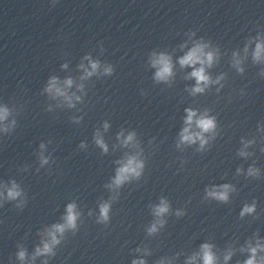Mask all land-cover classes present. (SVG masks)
Listing matches in <instances>:
<instances>
[{
  "label": "clouds",
  "instance_id": "1",
  "mask_svg": "<svg viewBox=\"0 0 264 264\" xmlns=\"http://www.w3.org/2000/svg\"><path fill=\"white\" fill-rule=\"evenodd\" d=\"M207 45L205 44H196L195 47H193L189 52L186 53L183 57L179 59V64L181 67L184 66H192L194 70L189 74V78H194L196 81V85L191 89V92L193 95L197 93H203L205 91V88L208 87L211 83H218L219 80L223 79V76L217 77L215 81L211 79L209 74L206 72L207 68L212 67L213 63L216 60V53L213 51H206ZM245 52H247V47L245 48ZM236 54L234 53V56ZM253 59L256 62H260L261 60H264V41L258 42L256 44L255 51L253 53ZM153 66L158 68V71L156 72V79L158 81L160 80H168L169 77L173 75V64L171 57L166 54H159V56H155L152 60ZM240 61L237 60L234 64L235 67L239 71H243L242 68H239ZM199 65V67H196V65ZM83 67V65H81ZM93 71L98 67V63H92L91 65ZM106 72H110V69H105ZM87 75H92V72H87ZM72 80L68 79L64 81L65 86H70L72 84ZM47 92L52 93L54 95L58 96H64L66 100H69L70 98L66 95V92L58 86V81L55 77H53L49 81V86L46 89ZM187 117L185 119L186 127L183 128L180 136H181V142L184 143H195L197 140L200 141L201 146H203L206 143V140L204 139V133L212 132L215 129V119L213 117L208 116L207 113H204L200 116H197V112L192 109H186ZM9 114V110L6 107H0V122H3ZM193 125L196 126V128L199 129V131H193ZM107 127V125H105ZM7 131V129H4ZM133 135H129L127 139L124 141L125 144H127L129 141H132ZM96 143L99 144L101 147H105L103 144L102 139L97 137ZM43 147V145H41ZM105 150L106 147H105ZM241 155H247L245 152H241ZM46 160H42V163H46ZM143 167L142 163L139 162L135 157H129L126 161V163L123 164L122 167H120L117 171V175L114 180V184L116 186L121 185L125 180L129 178V175H135L139 176L140 172L139 170ZM257 170L250 168L249 174L255 175ZM231 185L224 184L220 186H213L212 188L207 190V195L211 198H215L219 201L227 202L229 198V192L233 191ZM21 195V191L19 190L18 185L13 181L11 187L7 190V197L10 200H14L17 197ZM74 205L69 204L67 206V215L65 217V224H56L52 226V230L48 232V236L50 237V240L47 242H42V247H37L35 250V256L39 255H45L50 254L52 252V247L57 244L59 241L57 240L56 233H62L65 230V227L68 228H74L75 227V221H76V213L74 212ZM109 205L107 203L101 205V218L106 220L108 218V212H109ZM169 210V206L165 200H161L160 205L156 206L154 208V215L156 217H162L165 213H167ZM254 211V205L253 206H245L243 211L241 212V216L252 213ZM158 223L162 226L164 221L159 220ZM149 233H154L157 231V224L154 223L149 229ZM262 245L259 243L256 247H251V245L248 248V251L251 252V257L244 262V264H264V259L258 261L256 259V253L258 249H261ZM202 258L203 264H217V257L215 253L213 252V245L205 243L201 245L200 253L198 254ZM232 253L229 251L227 255H225L224 260L227 262L231 258ZM18 257L20 260H23L25 258V252L21 250L18 253ZM196 259L195 256L190 258L189 264H193V261ZM133 264H145L143 260H134ZM163 264V262H161Z\"/></svg>",
  "mask_w": 264,
  "mask_h": 264
}]
</instances>
